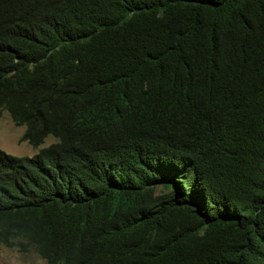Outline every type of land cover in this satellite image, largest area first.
I'll return each instance as SVG.
<instances>
[{"label":"trees","instance_id":"16d2710c","mask_svg":"<svg viewBox=\"0 0 264 264\" xmlns=\"http://www.w3.org/2000/svg\"><path fill=\"white\" fill-rule=\"evenodd\" d=\"M0 242L49 264H264V0H0Z\"/></svg>","mask_w":264,"mask_h":264},{"label":"rangeland","instance_id":"374dc122","mask_svg":"<svg viewBox=\"0 0 264 264\" xmlns=\"http://www.w3.org/2000/svg\"><path fill=\"white\" fill-rule=\"evenodd\" d=\"M24 132L25 127L17 125L5 111L0 117V148L16 156L33 155L36 149L21 139ZM53 138L49 136L45 144L55 141ZM0 264H47V261L34 252L23 254L0 243Z\"/></svg>","mask_w":264,"mask_h":264},{"label":"clouds","instance_id":"9594fccd","mask_svg":"<svg viewBox=\"0 0 264 264\" xmlns=\"http://www.w3.org/2000/svg\"><path fill=\"white\" fill-rule=\"evenodd\" d=\"M5 111H7V110H5ZM5 111H3L2 112V115H0V117L1 116H3V114H4V112ZM8 112V111H7ZM9 113V115H10V117L12 118V120L16 123V121L13 119V117H12V115L10 114V112H8ZM17 124V123H16ZM17 125H19V126H24L25 127V132H26V130H27V126L26 125H20V124H17ZM25 132H24V134H25ZM24 134H23V136H22V141H25V142H28L32 147H34L35 149H36V151H35V153L33 154V155H31V156H29V155H26V156H16V155H13V156H16V157H33V156H35V155H37V154H40L44 149H46L47 147H49V146H51V144H53L55 141H57V138L56 137H54V136H52V135H50V136H52V137H54L53 139H55V141H53V142H50L49 144H45V142H46V139L49 137V136H47L45 139H44V141L42 142V143H40L39 145H33V144H31L28 140H26V139H24ZM0 150H2V151H4L5 153H7L5 150H3V149H1L0 148ZM7 154H9V155H12V154H10V153H7ZM1 243V242H0ZM1 244H3V243H1ZM4 245V244H3ZM6 246V245H5ZM6 247H8V246H6ZM8 248H16L17 249V247H8ZM18 250V249H17ZM19 251V250H18ZM20 252V251H19ZM21 253V252H20ZM31 253V252H30ZM34 253H36L37 255H39L37 252H34ZM24 254V253H23ZM27 254V253H26ZM40 256V255H39ZM41 257V256H40ZM42 259H44V260H46L47 261V264H49V262H48V260L47 259H45V258H43V257H41Z\"/></svg>","mask_w":264,"mask_h":264}]
</instances>
